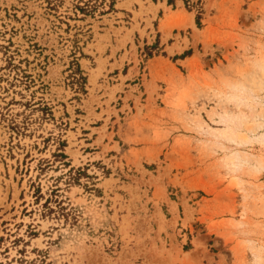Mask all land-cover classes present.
<instances>
[{"label":"rangeland","instance_id":"obj_1","mask_svg":"<svg viewBox=\"0 0 264 264\" xmlns=\"http://www.w3.org/2000/svg\"><path fill=\"white\" fill-rule=\"evenodd\" d=\"M0 264H264V0H0Z\"/></svg>","mask_w":264,"mask_h":264},{"label":"trees","instance_id":"obj_2","mask_svg":"<svg viewBox=\"0 0 264 264\" xmlns=\"http://www.w3.org/2000/svg\"><path fill=\"white\" fill-rule=\"evenodd\" d=\"M198 23H199V17H198Z\"/></svg>","mask_w":264,"mask_h":264}]
</instances>
